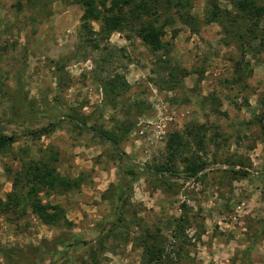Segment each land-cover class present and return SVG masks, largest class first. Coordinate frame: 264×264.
<instances>
[{"label":"rangeland","instance_id":"374dc122","mask_svg":"<svg viewBox=\"0 0 264 264\" xmlns=\"http://www.w3.org/2000/svg\"><path fill=\"white\" fill-rule=\"evenodd\" d=\"M237 1L167 10L154 49L126 30L88 34L70 0H0V132L16 139L0 151V264H264V45L241 47L255 20ZM214 4L227 22L207 21ZM54 156L82 176L39 195L67 223L2 209L22 161Z\"/></svg>","mask_w":264,"mask_h":264},{"label":"trees","instance_id":"16d2710c","mask_svg":"<svg viewBox=\"0 0 264 264\" xmlns=\"http://www.w3.org/2000/svg\"><path fill=\"white\" fill-rule=\"evenodd\" d=\"M190 0H70L71 4H77L82 9L80 17L81 27L88 34H102V37L108 38L113 32L130 31L136 33L141 41L154 49L162 47L159 40L162 27L158 23L161 17H167L172 22L173 17L168 14L173 10L172 15H176L183 19V11L188 8ZM208 10L207 21L220 22L228 21L225 11L219 9L216 4ZM235 8L241 14L249 19L254 18L249 29L253 32L250 39L247 35L240 33L238 41L241 47L246 50L254 49L252 47L253 40H260L259 44L264 45V35H258L255 31L258 21L264 16V0H238L235 3ZM169 10V11H167ZM98 22L100 29L95 32L92 27V22ZM135 34V35H136ZM97 46V44H96ZM239 68V67H238ZM240 69V68H239ZM61 70V68H59ZM117 77L110 80L109 92L115 93L118 85ZM113 97V96H112ZM111 99V97H110ZM73 120V118H72ZM77 125L81 129L91 130L101 140H115L109 132L98 131L95 127L85 126V122H78ZM82 125V126H81ZM55 127L54 123L48 126L41 127L30 133L31 136L40 137L48 134ZM89 130V131H90ZM14 135H7L0 132V151L7 149L15 142ZM55 159L38 160L34 157L22 161L21 168L16 172L12 181V190L6 194V200L1 202L2 209L16 210L18 207L25 209L27 206L31 208L39 220L49 226H56L60 222L67 223V218L64 210L57 204L43 202L40 198V193L45 192L50 194L52 191L67 192L77 189L82 181V176L69 177L62 176L56 168L51 164ZM53 160V161H52ZM52 161V162H51ZM199 166H190L186 168V174L194 176L199 171ZM141 171L154 172L161 178L167 179V173L156 168L151 170L148 167L142 166ZM168 172V171H167ZM240 173V171H238ZM242 173V172H241ZM246 172L243 173V175ZM168 175L170 176L169 172ZM63 238H54L52 241L56 243ZM81 241L75 240L74 244L78 245ZM42 258V257H40Z\"/></svg>","mask_w":264,"mask_h":264}]
</instances>
